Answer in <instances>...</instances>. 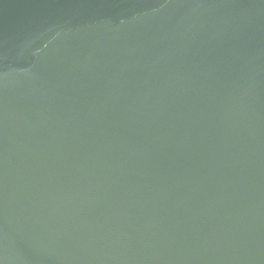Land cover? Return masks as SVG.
Returning <instances> with one entry per match:
<instances>
[{"label": "water", "instance_id": "water-1", "mask_svg": "<svg viewBox=\"0 0 264 264\" xmlns=\"http://www.w3.org/2000/svg\"><path fill=\"white\" fill-rule=\"evenodd\" d=\"M0 264H264V0H0Z\"/></svg>", "mask_w": 264, "mask_h": 264}]
</instances>
